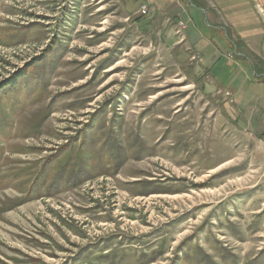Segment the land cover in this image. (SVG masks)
Segmentation results:
<instances>
[{
  "label": "rangeland",
  "instance_id": "rangeland-1",
  "mask_svg": "<svg viewBox=\"0 0 264 264\" xmlns=\"http://www.w3.org/2000/svg\"><path fill=\"white\" fill-rule=\"evenodd\" d=\"M139 2L0 0V264H264L263 146Z\"/></svg>",
  "mask_w": 264,
  "mask_h": 264
},
{
  "label": "crops",
  "instance_id": "crops-1",
  "mask_svg": "<svg viewBox=\"0 0 264 264\" xmlns=\"http://www.w3.org/2000/svg\"><path fill=\"white\" fill-rule=\"evenodd\" d=\"M139 3L128 15L147 6L135 24L149 34L150 51H155L150 57L158 56V64L170 68V80L189 79L220 109L224 124L227 120L240 133H249L264 150V0ZM132 47L135 50L136 45ZM139 144H128L131 160L132 148Z\"/></svg>",
  "mask_w": 264,
  "mask_h": 264
},
{
  "label": "trees",
  "instance_id": "trees-1",
  "mask_svg": "<svg viewBox=\"0 0 264 264\" xmlns=\"http://www.w3.org/2000/svg\"><path fill=\"white\" fill-rule=\"evenodd\" d=\"M107 136H109L108 133H107ZM130 140H131V139H130ZM136 141H137V140H136ZM116 144H117V143H116ZM134 147H135V146H134ZM116 149L119 150V149H123V148H122L121 146H119V147L116 146ZM63 166H64V165H62V166L60 167L61 170H62ZM62 171H63V170H62ZM64 179H65V177H64ZM77 181H79V180H77ZM77 181H75V180H69V183H70V182H76V183H77ZM55 183H56V182H53V186L56 185ZM157 190L160 191V192L162 191V190H159V189H157ZM140 257H141V256H140ZM140 260H141V259H140Z\"/></svg>",
  "mask_w": 264,
  "mask_h": 264
},
{
  "label": "built area",
  "instance_id": "built-area-1",
  "mask_svg": "<svg viewBox=\"0 0 264 264\" xmlns=\"http://www.w3.org/2000/svg\"><path fill=\"white\" fill-rule=\"evenodd\" d=\"M141 10H142L144 13L147 12V11H146V10H147V6H146V5H143ZM180 23H181V22H180ZM181 24H182V26L184 25L183 23H181ZM198 57H200V54H198L197 57H193V59H194L195 61H198V60H197ZM230 94H231V93L226 92V95H227V96H229Z\"/></svg>",
  "mask_w": 264,
  "mask_h": 264
},
{
  "label": "bare ground",
  "instance_id": "bare-ground-1",
  "mask_svg": "<svg viewBox=\"0 0 264 264\" xmlns=\"http://www.w3.org/2000/svg\"><path fill=\"white\" fill-rule=\"evenodd\" d=\"M194 57H197V55H195ZM198 58H199V57H198ZM198 58H197V59H198Z\"/></svg>",
  "mask_w": 264,
  "mask_h": 264
}]
</instances>
